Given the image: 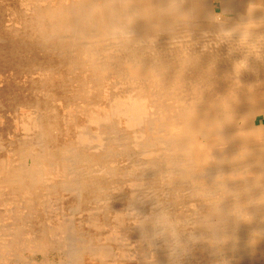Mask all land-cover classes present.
<instances>
[{"label":"bare ground","instance_id":"6f19581e","mask_svg":"<svg viewBox=\"0 0 264 264\" xmlns=\"http://www.w3.org/2000/svg\"><path fill=\"white\" fill-rule=\"evenodd\" d=\"M165 3L0 0V264H264V0Z\"/></svg>","mask_w":264,"mask_h":264},{"label":"clouds","instance_id":"9594fccd","mask_svg":"<svg viewBox=\"0 0 264 264\" xmlns=\"http://www.w3.org/2000/svg\"><path fill=\"white\" fill-rule=\"evenodd\" d=\"M185 2V0H166V3L164 4V6L160 7V12L161 15L163 17H169L173 20V14H180L183 13L181 12V7L182 4ZM217 15H219L221 17V23H223L222 21V17L224 15L223 12L218 13ZM133 23V18H129L127 21V27H125L122 31L123 34L125 35V37L129 40L134 38V33L130 30V26ZM235 29V28H233ZM233 29L231 30H221L219 33H230V36L225 38L223 41L229 40L232 38L233 33L236 31H233ZM135 226V225H134ZM191 240L195 241L196 237L194 236H190L189 237ZM168 249V253H169V258L170 260H174V264H179L180 258H181V253H182V249H184V247L179 251V253H177L175 248H169L167 245H165ZM177 247H179V245L177 244Z\"/></svg>","mask_w":264,"mask_h":264}]
</instances>
